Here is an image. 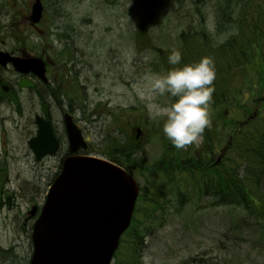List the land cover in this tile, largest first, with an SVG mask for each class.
<instances>
[{
  "label": "rangeland",
  "instance_id": "374dc122",
  "mask_svg": "<svg viewBox=\"0 0 264 264\" xmlns=\"http://www.w3.org/2000/svg\"><path fill=\"white\" fill-rule=\"evenodd\" d=\"M42 1L47 6L42 27L51 29L52 33L70 32V40L76 41L77 49L89 56L90 68L85 72L88 82L81 79L79 86L85 99L82 104L85 115L91 117L83 122L80 112L77 121L89 139L90 153L105 157L104 152L108 146L111 148L112 141L116 139L120 145L134 138L128 134L135 133L137 126L143 131L136 140L142 143L149 160L161 157L165 141L176 148L163 133V118L150 115V105H166L171 98L167 94L154 97L145 76L152 72L165 73L171 67L164 60L168 62L170 52L179 50L177 36L193 18L191 8L179 11L181 6L174 0ZM32 2L0 0V39L7 49L25 44L29 53L34 54L38 39L26 19ZM222 2L206 0L199 9L206 26L205 34L199 38L201 45L205 39L217 47L229 39V35L217 30L215 23L217 7ZM152 4L156 10L151 8ZM54 5L63 16L49 21V6ZM145 21L150 23L146 31ZM137 29L142 31L139 40H136ZM52 36L48 42L64 44ZM160 58L163 63L159 62ZM7 78H15L12 71L7 72ZM244 79L240 75L236 82ZM19 97L21 111L12 103L0 106L3 191L0 190V198L5 201L0 205V247L11 250V254L0 257V264H27L32 223L27 212L32 204L43 203L58 170L57 160L50 157L37 161L28 148L27 140L35 132L33 117L39 113V103L28 89L19 91ZM53 114L59 120L56 110ZM201 144L199 135L184 148L195 150ZM225 145L222 136L219 148ZM137 181L142 184L139 178ZM260 188L264 189V185ZM165 196L164 207L142 227L140 264H264V216L253 215L241 207L214 205L209 196L199 200L190 197L182 205L169 193Z\"/></svg>",
  "mask_w": 264,
  "mask_h": 264
},
{
  "label": "trees",
  "instance_id": "16d2710c",
  "mask_svg": "<svg viewBox=\"0 0 264 264\" xmlns=\"http://www.w3.org/2000/svg\"><path fill=\"white\" fill-rule=\"evenodd\" d=\"M205 1L187 0L185 4L184 0H174L181 6L179 11L191 8L193 17L177 36L182 61L194 62L202 56L215 61L211 126L205 128L209 133L204 135L199 152L191 148L172 151L164 144L167 150L154 161L147 158L142 143L135 138L120 145L115 139L111 148L107 147L105 153L112 161L134 171L143 181L132 223L121 237L114 264H140L142 227L164 207L168 193L180 205L190 197L199 200L209 196L218 206L251 210L253 204H259L258 211L264 214V195L258 192L264 185V0H223L215 23L218 31L231 37L217 47L205 39L202 45L197 42L206 31L205 16L199 13ZM151 8L156 10L153 4ZM149 24L144 22L145 31ZM240 75L245 79L238 83ZM222 136L226 151L214 165ZM8 254L10 250L0 248V257Z\"/></svg>",
  "mask_w": 264,
  "mask_h": 264
},
{
  "label": "water",
  "instance_id": "95a60500",
  "mask_svg": "<svg viewBox=\"0 0 264 264\" xmlns=\"http://www.w3.org/2000/svg\"><path fill=\"white\" fill-rule=\"evenodd\" d=\"M40 0L31 7V21H39ZM11 62L20 72L43 74L35 58L0 52V63ZM37 133L28 141L36 158L56 148L50 124L35 117ZM70 151L82 144L80 131L66 118ZM138 186L120 166L96 157H67L54 180L31 234L29 264H109L119 237L129 226ZM35 207L29 212L32 215Z\"/></svg>",
  "mask_w": 264,
  "mask_h": 264
},
{
  "label": "flooded vegetation",
  "instance_id": "af4514ba",
  "mask_svg": "<svg viewBox=\"0 0 264 264\" xmlns=\"http://www.w3.org/2000/svg\"><path fill=\"white\" fill-rule=\"evenodd\" d=\"M46 10L45 6L38 25L40 30L36 31L38 37L36 43L37 56L44 64L46 80L38 78L33 73L26 76L15 74V78L11 80L7 78V72L12 71V69L0 66V106L9 104L13 96L20 101L19 91L24 90L18 87L21 79L26 78L33 82L34 85L29 89L35 91L39 103V112L51 122L54 135L58 141L57 150L44 158H54L59 167L63 158L68 155V142L63 123L64 114H70L76 121L81 112V119H87L84 112L85 108L82 107L85 99L81 97L79 85L81 79L84 83L88 82L85 72L89 70L90 64L87 61L89 56H86L84 52L81 54L80 50H76L74 45H71L75 41L69 39L70 32L63 31L57 35L54 31L52 34L58 41L64 43L62 46H57L56 41L54 43L48 42L52 35L45 27H42V21L46 18ZM55 12L57 13V10ZM30 28L33 29L32 26ZM59 35L65 38H60ZM3 44L5 42L0 39L1 50L13 52L16 55L23 52V49H20V52L16 49L14 51L7 49ZM76 88L78 89L76 90ZM54 110L57 111L59 120L54 118ZM79 153L86 154L87 152L83 150Z\"/></svg>",
  "mask_w": 264,
  "mask_h": 264
},
{
  "label": "clouds",
  "instance_id": "9594fccd",
  "mask_svg": "<svg viewBox=\"0 0 264 264\" xmlns=\"http://www.w3.org/2000/svg\"><path fill=\"white\" fill-rule=\"evenodd\" d=\"M168 63L171 67L165 73L152 72L145 76L154 97L167 94L171 98L166 105H150V115L163 118L165 137L176 148H184L211 126L209 107L216 79L215 61L210 56H202L185 63L181 52L174 49Z\"/></svg>",
  "mask_w": 264,
  "mask_h": 264
}]
</instances>
